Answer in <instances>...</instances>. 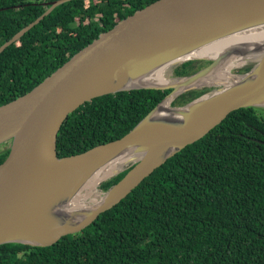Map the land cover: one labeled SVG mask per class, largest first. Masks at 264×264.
Returning <instances> with one entry per match:
<instances>
[{"label":"trees","instance_id":"trees-1","mask_svg":"<svg viewBox=\"0 0 264 264\" xmlns=\"http://www.w3.org/2000/svg\"><path fill=\"white\" fill-rule=\"evenodd\" d=\"M51 1L0 0V46L42 15ZM155 1L72 0L56 7L0 52V105L32 89L100 33ZM196 69L188 60L173 71L187 75ZM170 90H122L84 102L61 124L57 156L120 138ZM205 91H186L172 105ZM8 150L0 149V163ZM127 170L100 188L106 190ZM0 264H264V107L230 111L82 230L48 245H0Z\"/></svg>","mask_w":264,"mask_h":264},{"label":"water","instance_id":"water-1","mask_svg":"<svg viewBox=\"0 0 264 264\" xmlns=\"http://www.w3.org/2000/svg\"><path fill=\"white\" fill-rule=\"evenodd\" d=\"M69 1L72 0L45 3L44 13L2 44L0 52L7 45L17 41L56 7ZM263 21L264 0H156L118 21L110 30L100 33L96 39L72 54L32 89L1 104L0 144L9 142V150L0 163V245H48L63 235L82 230L101 212L118 203L166 158L201 138L230 111L247 106L264 107V52L257 59L247 60L254 64L246 72L238 73L251 74L252 80L246 84L228 88L220 85L181 105H171L170 102L171 107L189 108L196 100L210 94L204 102H199V105L189 108L187 112L178 113L176 117L180 120L169 127L144 126L143 122L165 98L175 92V86H116L121 77L128 76L137 82L167 59ZM185 61L187 60L173 62L169 70ZM213 62L214 60L206 67ZM203 69L187 75L174 74L168 78H190ZM108 78L115 80L116 84L112 89L102 90V83ZM137 88L171 90L120 138L77 154L57 156V134L70 112L94 97ZM196 88L200 87L177 91L172 100L179 94ZM144 138L153 140L154 144H171L174 148L129 184H124L125 180L143 160L112 173L106 178L128 168L119 181L106 189L104 199L86 217L61 229L49 240L29 241L30 237H34L36 221L46 197L54 194V189L63 186L61 174L69 162L78 163L89 159L95 149L106 147L107 151L102 157L93 158L89 163L84 172L86 173L106 160L113 147L130 145ZM121 183L123 186L117 189Z\"/></svg>","mask_w":264,"mask_h":264},{"label":"bare ground","instance_id":"bare-ground-1","mask_svg":"<svg viewBox=\"0 0 264 264\" xmlns=\"http://www.w3.org/2000/svg\"><path fill=\"white\" fill-rule=\"evenodd\" d=\"M264 52V21L237 32L228 34L216 40L202 44L188 51L182 52L160 63L135 82L128 76L120 78L117 87H127L135 84L146 85H173L175 92L169 95L151 115L143 122L144 126L169 127L175 125L180 118L177 114L187 112L189 108L204 102L210 94L204 95L192 103L189 108L171 107L170 102L177 91L189 87L221 85L223 88L246 84L252 80L251 74L238 75L231 70L241 66L249 59H257ZM194 58H208L214 60L208 67L190 78L170 79L169 66L175 61ZM102 83V90L114 88L115 80L106 79ZM111 80V81H110ZM110 81V82H109ZM215 91V93H217ZM214 93V92H212ZM200 102V103H199ZM220 104L216 107H218ZM173 145L156 143L149 138L138 140L133 144H122L111 149L108 158L101 161L90 171L85 172L93 158L102 157L107 151L106 147H99L92 152L89 159L78 163L69 162L61 176L63 186L54 189L49 194L36 221L34 237L29 241H46L51 239L58 231L72 226L86 217L104 199L106 193L98 189V184L112 173L121 170L129 164L143 160L128 176L124 184H129L141 174L147 172L162 157L173 150ZM122 183L117 187L120 189ZM63 202H66L63 204Z\"/></svg>","mask_w":264,"mask_h":264},{"label":"rangeland","instance_id":"rangeland-1","mask_svg":"<svg viewBox=\"0 0 264 264\" xmlns=\"http://www.w3.org/2000/svg\"><path fill=\"white\" fill-rule=\"evenodd\" d=\"M191 60H194V63H195V66L197 67V69L194 71V72H196V71H198V70H201V69H203V68H205L210 62H212V60H210V59H204V58H197V59H191ZM188 61V60H187ZM252 64H254L253 62H250V61H247V62H245V64L244 65H242V66H238V67H235V68H232V72L233 73H244V72H246L251 66H252ZM180 65V64H179ZM178 66V65H177ZM176 66V67H177ZM248 67V68H247ZM175 67H172L171 68V70H169V73H168V75H166V77L168 78V77H173L174 76V73H173V69H174ZM194 72H192V73H194ZM191 73V74H192ZM220 85H213V86H203V87H200V88H196V89H205V90H210V89H215V88H218ZM186 92V91H185ZM184 93V92H183ZM182 94V93H181ZM180 95V94H179ZM178 95V96H179ZM177 96V97H178ZM176 97V98H177ZM176 98H174L173 100H175ZM172 100V101H173ZM171 101V102H172ZM172 105V104H171ZM8 145H9V142H6L5 144H0V149H4V148H6V147H8ZM106 179H108V178H105V179H103V180H101L100 182H99V184H98V189L102 192V193H104V192H106V190H103L102 188H100V184H101V182H103L104 180H106ZM66 202H63V204H65Z\"/></svg>","mask_w":264,"mask_h":264}]
</instances>
